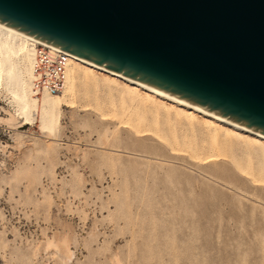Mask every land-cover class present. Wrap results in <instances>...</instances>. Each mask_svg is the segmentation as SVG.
<instances>
[{
  "label": "rangeland",
  "instance_id": "374dc122",
  "mask_svg": "<svg viewBox=\"0 0 264 264\" xmlns=\"http://www.w3.org/2000/svg\"><path fill=\"white\" fill-rule=\"evenodd\" d=\"M102 85L52 131L1 88L0 264H264V155L234 141L205 162L203 126L139 133Z\"/></svg>",
  "mask_w": 264,
  "mask_h": 264
},
{
  "label": "water",
  "instance_id": "95a60500",
  "mask_svg": "<svg viewBox=\"0 0 264 264\" xmlns=\"http://www.w3.org/2000/svg\"><path fill=\"white\" fill-rule=\"evenodd\" d=\"M0 23L264 135V0H0Z\"/></svg>",
  "mask_w": 264,
  "mask_h": 264
},
{
  "label": "bare ground",
  "instance_id": "6f19581e",
  "mask_svg": "<svg viewBox=\"0 0 264 264\" xmlns=\"http://www.w3.org/2000/svg\"><path fill=\"white\" fill-rule=\"evenodd\" d=\"M39 42L36 38L0 23V90L3 88L9 94L19 115L26 121L37 119L42 128L52 131L60 123L62 105L73 102L78 85L97 88L102 83L111 94L115 90L120 92L117 96L121 113L127 119L125 123L132 125L139 133L163 136L160 132L166 124L173 133L174 141L186 142V135L180 136L175 127L188 124L194 129L201 125L207 143L199 145L196 139L188 142L197 157L205 162L221 158L222 147L233 146L234 141L243 143L257 154L261 153V158L264 155V135L72 54L65 86L60 95L43 93L38 96L33 91L32 80L35 47ZM146 112L150 113V118L144 116ZM133 116L134 120L131 119ZM147 121L154 127L140 128V124Z\"/></svg>",
  "mask_w": 264,
  "mask_h": 264
},
{
  "label": "built area",
  "instance_id": "2783aa9c",
  "mask_svg": "<svg viewBox=\"0 0 264 264\" xmlns=\"http://www.w3.org/2000/svg\"><path fill=\"white\" fill-rule=\"evenodd\" d=\"M71 55L62 49L39 42L33 58V91L39 95L60 94L65 86Z\"/></svg>",
  "mask_w": 264,
  "mask_h": 264
}]
</instances>
